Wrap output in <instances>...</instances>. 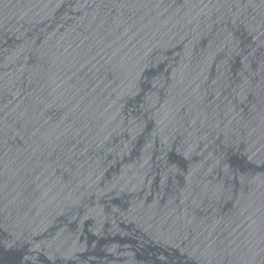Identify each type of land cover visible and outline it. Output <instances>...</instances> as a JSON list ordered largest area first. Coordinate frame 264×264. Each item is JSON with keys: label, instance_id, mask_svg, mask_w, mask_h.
Segmentation results:
<instances>
[{"label": "water", "instance_id": "1", "mask_svg": "<svg viewBox=\"0 0 264 264\" xmlns=\"http://www.w3.org/2000/svg\"><path fill=\"white\" fill-rule=\"evenodd\" d=\"M0 264H264V0H0Z\"/></svg>", "mask_w": 264, "mask_h": 264}]
</instances>
